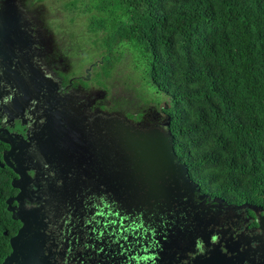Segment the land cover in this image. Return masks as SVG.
<instances>
[{
  "label": "trees",
  "instance_id": "obj_1",
  "mask_svg": "<svg viewBox=\"0 0 264 264\" xmlns=\"http://www.w3.org/2000/svg\"><path fill=\"white\" fill-rule=\"evenodd\" d=\"M65 8L88 15V32L108 54H135L148 84L169 99L166 132L189 183L181 190L264 211V0H71ZM12 178L0 168V264L20 227L6 205ZM167 183L166 200L177 191ZM104 212L107 227L127 230ZM148 228L134 223L127 236L160 237Z\"/></svg>",
  "mask_w": 264,
  "mask_h": 264
},
{
  "label": "rangeland",
  "instance_id": "obj_2",
  "mask_svg": "<svg viewBox=\"0 0 264 264\" xmlns=\"http://www.w3.org/2000/svg\"><path fill=\"white\" fill-rule=\"evenodd\" d=\"M69 1L71 0H21L16 4L23 9V15L25 11L26 15L30 17L32 7L29 2L34 4L35 8H33L38 11L41 30L51 33L53 44L58 48L57 55L60 62L54 64L55 70L53 71L61 77L70 95L80 96L84 99L82 108L79 106L82 111L93 112L95 109L99 111L95 117L82 114L84 126L92 128L95 133V139L92 142L82 132V138L89 142L86 148L90 156L98 163H106L115 167L132 166L133 157L123 152L121 141L133 136L122 129L128 127L131 129L130 133L133 134H138L141 129H144V133L149 135L166 136L167 117L163 112L169 109L171 104L169 99L163 94L157 93L148 84L143 71L144 67L135 54L127 50L118 58L119 55L108 54L105 48L100 46L97 37L87 30L88 15L79 13L72 8H65ZM23 15L21 14L19 21H26ZM65 32L70 37V43L67 48L62 49ZM49 33L47 34L50 37ZM104 52L106 56H103ZM114 60L117 62L111 67ZM75 89L80 91L79 95L71 94V90ZM70 95L67 92L60 96V106L65 99L72 98ZM52 115L56 132L58 130V122L55 119L57 117L56 110ZM69 127L74 133L79 131L74 121L70 122ZM156 142L159 141H154V144ZM146 158L143 155V160ZM45 165H48L49 176L45 179L44 192L41 194V203L47 210L43 214L46 220L43 224L51 234L53 233L50 241L53 240L54 246L50 251L54 258L48 259L49 264H64L63 257L69 264H78L87 255L92 254L93 250L102 254V261L107 264H115L117 260L127 259H131V263L134 261L133 264H165V258H169L168 256L171 254L170 246L174 245V252L180 250L177 238L172 239V233L177 230L176 225L165 226L167 228L161 231L158 239H150V236L148 238L144 234L132 239L127 236V230L132 224H141L143 232H145L149 230L148 223H151L148 221V216L146 219L144 213L138 210L140 206L138 203V205L135 204L136 201L142 203L143 199L141 198H145L144 204L157 205L156 208L161 209L160 203L154 200L156 193L154 183L158 182V179L160 180L158 175H156L157 180L155 181L151 177L143 176L137 182L132 181L134 176H130L125 179L123 184L115 185L112 190L108 188L103 204L97 205L98 208H101L100 211H95L96 204H98L96 201V203H88V207H85L83 199L85 195H81L78 199L75 197V191H79V189L91 190L88 178L76 173L74 174L76 181L74 184H70L69 180L67 181L70 178L67 174V167L70 165H67L65 158L61 161V158L56 157L55 150L54 155L49 157ZM147 166L144 173H148L146 169H149L150 165L147 164ZM139 182L141 184H138ZM181 187L182 185L178 184L174 194L177 201L188 196L182 193ZM94 196L97 194L95 193ZM89 198H92V195ZM53 201L58 203L57 207ZM170 202L172 199H167L163 203L167 205ZM184 203L185 207L190 205L188 199ZM104 210H109L111 214L121 215L122 226L127 228L123 234L115 231L113 227H106L107 233H104L103 237L101 234L105 229L102 232L95 231V228L98 229L102 222H106ZM246 210V207L237 209L240 213L246 212ZM250 210L257 215L258 230H260L259 233L258 230L253 233L263 235L262 243L257 244L254 250L264 253V216L259 215L257 209ZM234 211L235 209H231L230 212ZM54 213L57 216H54ZM87 213L89 214L87 215ZM240 220L239 216H235L232 224L226 226L225 229L222 227L215 231V234L211 232V226L215 224L203 222L199 227L197 226L196 232L192 233L195 238L192 245L200 244L202 248L209 251L207 259V261H211L209 264H233L234 260L237 261L238 255L237 250H234L235 239L243 234L241 231L243 223ZM185 233L183 228L177 231V234L183 238ZM250 240L251 238L248 243ZM184 241L188 242L187 239ZM224 249L228 253L227 255L224 254ZM58 250L62 255L55 253ZM82 250L85 251V254L82 253Z\"/></svg>",
  "mask_w": 264,
  "mask_h": 264
},
{
  "label": "flooded vegetation",
  "instance_id": "obj_3",
  "mask_svg": "<svg viewBox=\"0 0 264 264\" xmlns=\"http://www.w3.org/2000/svg\"><path fill=\"white\" fill-rule=\"evenodd\" d=\"M17 2H21V0H0V164L3 163L4 154L9 153L8 161L20 174H15L6 165L0 168H7L12 172V180H16L15 184L18 187L23 182V180H20L19 175H27L29 180H27V188L24 191L25 195L21 196L19 202L13 201L10 206L21 217L35 209L37 211L39 209L40 214L47 211L41 203L45 179L49 176V172H47L48 165H45V162L49 160L52 154L54 155L55 150V156L61 158V161L65 158L67 165H70V167H67V174L70 177L67 181L69 180L70 184H74L76 181L74 175L76 173L89 179L91 190L89 191L87 188L79 189V191H75V197L78 199L81 195H85L83 198L85 207H88V203L97 202L95 211H100L101 208H98V206L103 204L106 190L108 188L112 190L115 186V183L108 184L103 180L101 170L105 168L117 172L118 167L98 163L87 151L86 146L89 145V142L82 138L83 132L90 141L94 142L95 139L92 128L84 126L82 114L95 117V114H98L99 111L98 109L93 112L81 110L82 100L84 99L80 96L70 95L61 77L53 71L55 70L54 64L60 62L57 55L58 48L53 44L51 33L47 29V32L41 30L38 11L34 9V4L29 2L32 7L30 17L26 15L25 11L23 15V9L16 4ZM21 14L26 21H19ZM47 33L50 34V37ZM69 43L70 37L65 32L62 49L67 48ZM67 92L72 98L70 97V100L65 99L61 104L62 106H60V96L65 95ZM79 92L76 89L71 90V94L76 93L79 95ZM55 110L57 114L55 119L58 122L56 132V126L52 122V113ZM102 114L104 115V113ZM76 115L79 117L76 118ZM71 121L76 123L79 130L76 133L69 129ZM122 130L130 135V128L125 127ZM144 132L145 130L141 129L140 133H134V139L151 140L152 146L155 145L154 141H160L163 138L162 135H149ZM126 139H122L121 143ZM151 146L146 149H152ZM50 152L51 154H48ZM50 163L53 162L50 161ZM146 167H148L147 163L142 169ZM128 168L133 174L134 164L128 166ZM159 177L160 175H158ZM138 184H141V182ZM167 184L171 189L174 188L171 181ZM154 185L156 195H158L155 201L160 203L159 207L161 209H157V205L148 206L144 204L145 198H141L143 199L142 203L136 201L135 204H139L138 210L144 213L146 219L148 216V221L151 222V227L154 228L152 230L156 231L158 235L161 234L163 229L167 228L165 226H177V230L172 233V239L177 238L178 246L181 248L174 252V245L170 246L171 254L168 256L169 258H165V264H209L211 262L207 261L209 251L202 248L200 244L192 245L195 240L192 233L196 232L203 222H208L211 225L212 223L215 224L211 226V232L215 234V231L222 229V227L225 229L226 226L232 224L235 216H239L240 222L243 223L241 226L243 234L235 239L234 250H237L238 255L237 261L234 260L233 264H256L257 261L258 264H264V253L254 250L257 244L262 243L263 235L258 234L260 231L258 230V219L252 210L247 209L246 212L240 213L237 211L238 208L213 202L205 196L191 193L185 186H183L185 191H182V193L188 195L187 197L177 201L171 195L172 202L165 205L163 202L166 199L160 197V193H164L160 190L165 188V186L161 187L164 185L163 182L158 179V182H155ZM14 190L15 194L10 198H15L19 194V189ZM171 192L175 193V190ZM95 193L97 196H94ZM90 195H92V198H89ZM187 199L190 201V205L185 207L184 202ZM53 203L56 207L58 206L56 201H53ZM149 203L152 204V202ZM231 209H235V211L230 212ZM250 212L252 215H250ZM258 213L264 216V211L259 210ZM53 215L57 216L55 213ZM180 228H183L186 232L184 238L177 234ZM257 230L258 233L255 235L253 231ZM247 232L248 234H246ZM147 236L152 239L151 234ZM169 236H171L170 233ZM249 238H251L250 243H248ZM184 239H187L188 242ZM151 242L153 241L151 240ZM221 243H223V240H221ZM223 252L225 255L228 254L225 249ZM57 253H59V250ZM82 253L85 254V251L82 250ZM102 258V254L93 251L92 254L87 255L78 264H107L102 261ZM62 261L64 264L67 263L65 257L62 258ZM126 262L130 264L131 259H127ZM115 264L125 263L117 260Z\"/></svg>",
  "mask_w": 264,
  "mask_h": 264
},
{
  "label": "water",
  "instance_id": "obj_4",
  "mask_svg": "<svg viewBox=\"0 0 264 264\" xmlns=\"http://www.w3.org/2000/svg\"><path fill=\"white\" fill-rule=\"evenodd\" d=\"M130 135L133 137L123 141L121 147L123 152L133 156L135 159H133L135 170L133 171V174H131L128 166L118 167L117 172H112L111 169L103 168L101 171L103 174V180L106 183H115V185L118 186L119 184H123L126 178L133 175L134 179L136 178L139 180V178L143 176H148L155 181L157 180L156 175H160L159 178L162 182L171 181L176 187L178 184L189 185L186 178L185 167L177 163L170 136L164 135L159 142H156L155 145L151 146V140L143 141L142 139H134L133 133H130ZM148 146H151L152 149H146ZM8 155L9 153L4 154L3 163L0 164V167L2 168L6 165L13 170L15 174H18V170L8 161ZM143 155L147 157L145 160H143ZM137 158L139 159L137 160ZM146 163L150 165V168L146 169L148 173H144L145 169H142V166ZM19 177L20 180H23L20 187L15 184L16 180L11 181L12 188L19 189V194L15 198H9L6 200V205L7 210L11 213L12 219L19 221L21 226L16 235L9 239L11 251L1 264H49L48 259L50 257L54 258L50 252L52 250L53 240L50 241L52 239L51 233L43 224V222H46L43 214L39 213V209L38 211L35 209L21 217V215L16 213L10 206L13 201H20L21 196L27 188V180H29L28 176L19 175ZM110 216L112 218L114 216L115 218L121 217V215L111 213ZM115 218L113 220H115ZM107 226L108 225L105 222H102L98 229L95 228V231L102 232L103 229L106 231ZM4 235H6V233H4Z\"/></svg>",
  "mask_w": 264,
  "mask_h": 264
}]
</instances>
